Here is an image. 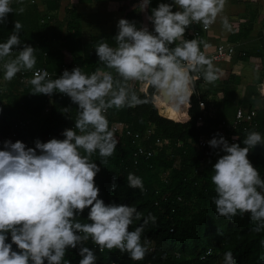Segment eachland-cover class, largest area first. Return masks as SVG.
Returning a JSON list of instances; mask_svg holds the SVG:
<instances>
[{
  "label": "clouds",
  "instance_id": "clouds-1",
  "mask_svg": "<svg viewBox=\"0 0 264 264\" xmlns=\"http://www.w3.org/2000/svg\"><path fill=\"white\" fill-rule=\"evenodd\" d=\"M151 2L139 0L134 6L147 23L138 26L134 20L120 18L112 37L115 46L106 41L97 44L95 53L104 71L88 74L77 66L53 79L46 69H36V48L21 40L24 26L18 20L12 34L0 42L5 82L32 71L30 94L59 93L77 109L74 127L62 131L63 139L37 138L34 147L19 139L0 141V264H72L66 259L70 249H78V264H97L95 251L85 246L89 240L101 251L116 249L133 261H143L151 251L142 235L157 217L144 216L129 204L105 203L100 197L95 178L119 143L107 114L152 103L147 92L137 93L133 82L147 83L177 110L190 105L192 74L199 73L215 85L222 73L201 51V45L207 49L209 44L186 39L187 31L193 25L207 30L219 20L226 33L232 32L224 15L228 0H159L156 7ZM12 4L13 0H0V25L7 24L10 13L24 12V7L14 9ZM258 71L254 70L257 79ZM61 112L71 119L70 106ZM207 143L218 156L211 175L217 216L234 221L247 215L253 222L251 231L264 232V177L249 159L250 151L264 147V134L248 131L241 144L230 143L217 132ZM94 155L99 156L100 165L92 159ZM126 179L128 188L146 192L142 177L130 172ZM118 187L114 176L111 190ZM85 210L89 223L77 219ZM141 220L130 230L134 221ZM259 243L264 247V239ZM207 254L211 255L210 249ZM161 259H167V253ZM223 264H236L231 250L224 253Z\"/></svg>",
  "mask_w": 264,
  "mask_h": 264
},
{
  "label": "trees",
  "instance_id": "trees-1",
  "mask_svg": "<svg viewBox=\"0 0 264 264\" xmlns=\"http://www.w3.org/2000/svg\"><path fill=\"white\" fill-rule=\"evenodd\" d=\"M234 1L244 4L245 9H249L250 3H253V8L247 11V21L239 24L238 31L230 34L228 41L235 44L245 41V47L252 46L248 41L254 32H259V39L253 47L236 48V54L230 58L233 62L241 60L247 63L240 73L227 74L221 79L222 111L214 112L215 106L210 98L213 90L202 87L204 80L201 75L196 77L195 73L192 74L194 94L186 110L187 119L178 116L176 107L155 105V91L148 85L147 93L152 97V103L121 111L112 109L107 114L110 128L117 122L123 124L122 130L115 131L119 140L115 154L108 158L104 166L100 165L98 155L92 157L101 167L95 181L105 203L129 204L144 216L152 213L157 217L155 225L149 223L145 226L142 235V240L148 239L153 243V251L145 259L154 264H223L224 253L229 250L236 257V264H264V247L259 243L264 239V232H252L253 222L247 215L237 216L234 221L217 216L212 203L215 191L211 182L216 150L199 145V141L212 134L222 120L228 119L231 104H234V109L240 105L238 102L242 98L243 87H251L254 78L257 83L260 82L254 70L260 65L258 59L264 55V31H257L260 22L264 21V16H261L263 11L250 0ZM158 2L152 0L151 7H156ZM12 6L14 9L22 6L25 10L18 15L10 13L7 24L0 25V42L6 41L12 34L14 21L18 20L24 26L20 33L21 40L36 48V67L45 66L55 73L53 79L60 75L63 67L71 70L79 66L88 74L97 69L105 70L98 62L95 48L101 41L115 46L112 38L115 34L91 35L87 39L77 35L80 17L76 8L70 5V0H22V4L13 0ZM124 11V18L136 21L138 26L143 22L133 8L127 7ZM197 28L198 25H193L192 29ZM186 39L191 38L186 36ZM21 78L17 74L13 81L5 82L0 69V108L3 109L0 112V141L11 139L15 142L19 139L34 147L35 139L46 142L47 134L63 139L62 131L74 127L76 105L71 103L69 97L59 93L52 96L32 95V86L28 83L31 78ZM134 88L139 95H144L136 83ZM200 101L204 104L203 108L199 106ZM254 105L247 99L241 106L250 108ZM69 106L71 112L68 115L72 120L61 112L62 108ZM199 116L203 119L202 123L198 122ZM254 122L256 124L252 123L246 130L232 129V133L238 137L237 143L242 144L248 131L264 134L262 109H256ZM151 125L154 127L153 134L139 142L153 150L154 154L148 158L140 157L137 164H133L132 152L136 145L133 135ZM158 137L166 139L167 144L155 146L154 140ZM249 159L264 177V147L257 146L250 151ZM205 161L206 165L200 169ZM161 171L166 172L165 176H161ZM130 172L143 178L145 193L127 187L126 177ZM114 176L119 185L115 192L111 190ZM86 217L87 210L77 219L81 223H89ZM140 223L142 220L134 221L130 230ZM92 243L89 240L85 246L92 248ZM209 249L211 255L206 253ZM164 253H167V259H161ZM67 254L75 263L81 258L78 249H70ZM128 258L127 253L105 249L98 254L97 263L117 259L125 264Z\"/></svg>",
  "mask_w": 264,
  "mask_h": 264
},
{
  "label": "crops",
  "instance_id": "crops-1",
  "mask_svg": "<svg viewBox=\"0 0 264 264\" xmlns=\"http://www.w3.org/2000/svg\"><path fill=\"white\" fill-rule=\"evenodd\" d=\"M251 2H256L255 4L259 3L258 0H250ZM165 2H169V0H165ZM139 3V0H70V5L76 8L77 13L80 17V28L76 32L77 35L82 36L83 38H88L91 35H103V36H111L113 33L117 32V22L120 18H124V10L125 8H133L134 6ZM127 4V5H126ZM260 4V3H259ZM258 4V5H259ZM125 6V7H124ZM260 6V5H259ZM245 8L244 4L238 3L234 0H228V4L225 9L224 15H226L230 21V24L232 26V32H225L219 20L216 24L212 25L209 29H207L205 32H203L201 39L205 40L209 47L207 49L203 48V45H201V49L205 52L206 55L210 57V53L213 51L216 44L221 42H229L228 36L236 31V24L241 22L247 21L246 16H243L245 14L244 9L243 12L242 8ZM261 11H264V5L260 6ZM140 9L136 8L135 13L140 15L142 17V21L144 23H147L145 19V15L142 12H139ZM262 16V15H261ZM149 27L151 28V25L149 24ZM198 28H200V25H198ZM256 33L254 32L251 35V39L249 42L254 43L257 41H252L255 39ZM257 37V36H256ZM200 39V40H201ZM264 39V38H263ZM264 41V40H263ZM244 42H238L236 44V48L243 47V48H250L252 46H244ZM223 64L219 65L221 63L214 62L215 66L221 70V78L217 80L215 85L209 84L204 81V84L202 87H209L213 90V93L210 95V98H212V104L215 106L214 112L219 113L222 111V85H221V79L224 77L222 76L223 73L227 71L230 72V74H238L242 71L243 67L246 65V61H232V59H226L222 61ZM254 80H256L254 78ZM256 82V81H255ZM253 82V83H255ZM260 84V87L264 85V79L262 81L258 82ZM221 91V92H218ZM243 90L245 92V87L241 90V93H243ZM218 92V93H216ZM243 96V94H241ZM254 98V95H251V99ZM233 110V109H232ZM187 113V112H186ZM179 116V112H178Z\"/></svg>",
  "mask_w": 264,
  "mask_h": 264
},
{
  "label": "built area",
  "instance_id": "built-area-1",
  "mask_svg": "<svg viewBox=\"0 0 264 264\" xmlns=\"http://www.w3.org/2000/svg\"><path fill=\"white\" fill-rule=\"evenodd\" d=\"M32 2H33V0H32ZM205 31L206 30H204L200 26V28L189 30L186 33V36L191 38V39L195 38L197 40H200L203 32H205ZM201 51H203V50L201 49ZM235 54H236V44L235 43H233V42H221V43H218L215 45L213 51L210 53V58H212L214 62H222L226 59H230ZM242 54H244V53L242 52ZM36 69H46L51 77H53L55 74L53 72H50L45 66L36 67ZM65 69H66V67L61 68L59 71V74L61 75ZM101 71H104V70H101ZM33 74L34 73L32 71L20 73V75L22 76L21 80H24L25 77H27V76L32 78ZM195 76L199 77L200 74L195 73ZM137 87L140 91L145 93V92H147L148 84L143 83V82L137 83ZM261 89H264V86L260 87V92L263 95L264 92H262ZM154 96H156V95H154ZM154 104L156 105L155 102H154ZM201 105L204 106L202 101L199 102L200 107H201ZM185 106H186V110H187L188 104H185ZM256 109H257L256 105H254L253 107H250V108H243L241 105L237 106L233 110V114L231 115V117L228 119L222 120L214 128V131L212 134H210L207 138L201 139L199 141V145L201 147L209 146L207 141L210 140L217 132H219L225 138H227L230 143L236 142L237 140L234 141L233 137H237V135L232 133V129L241 128L243 130H246L247 127H249L252 123L255 125L256 123L254 122V117L256 115ZM187 118H188V115H187L186 119ZM202 120H203L202 117L199 116L198 122L202 123ZM112 129H114V131H120L123 129V124L121 122H117V123L112 125ZM153 132H154V127L151 125V126H147L143 130V132L134 133L133 136H134V140L136 141V145H135V148L132 152L133 164H137L138 159L140 157L148 158L154 154L153 150L147 149L142 143L139 142L140 140H143V139H146L147 137H149L151 134H153ZM52 137H53V134H47V136H46V138L48 140ZM162 144H167V140L164 138H160V137H158L154 140L155 146L160 147ZM214 157L217 160L218 156L216 153H215ZM142 242L147 244V246L151 249L150 252L153 251L154 246L150 240L146 239V240H142ZM92 248L95 251V254L97 257V262H98V254H102L104 252V250L101 251L93 243H92ZM207 252H208V250H207ZM66 259L71 260V258H69V256H68V254L66 255ZM71 262H72V264H78L79 261L75 263L71 260ZM97 264H122V263H121V261H119L117 259H111V260L102 261L101 263H97ZM125 264H154V263L148 259H144L143 261H133L130 258H128L127 262Z\"/></svg>",
  "mask_w": 264,
  "mask_h": 264
},
{
  "label": "rangeland",
  "instance_id": "rangeland-1",
  "mask_svg": "<svg viewBox=\"0 0 264 264\" xmlns=\"http://www.w3.org/2000/svg\"><path fill=\"white\" fill-rule=\"evenodd\" d=\"M259 1V3H257V4H259L260 6H263L264 5V0H258ZM251 2V1H250ZM256 3V2H255ZM251 5H250V8L249 9H245L244 7L242 8V11L241 12H243V9H244V12H245V14H243V16H246V18L248 17V10H251L252 8H253V3H250ZM264 16V11H263V14H262V17ZM261 17V18H262ZM264 22V21H263ZM263 22H260V25H258V29H257V31L259 30H263L264 31V25H263ZM239 24H241V22L239 23ZM239 24H238V22H237V24L235 25L236 26V29H238V27H239ZM113 34H116V33H113ZM259 34V32H257V34L255 35V39L254 40H252V41H255V40H257V39H259V37L257 36ZM257 36V37H256ZM257 42V41H256ZM251 45H252V47L253 46H255L253 43H251ZM263 47V46H262ZM263 51V50H262ZM259 61H260V65H258V66H256V69L257 70H259L258 71V75H259V80L260 81H262V79H264V55H263V57L262 58H259L258 59ZM219 63H221V64H219V65H222L223 64V62H219ZM227 74H230V72L229 71H227L226 73H225V75H227ZM224 75V73H223V75L222 76H225ZM253 82H255V80L253 81ZM134 84H135V82H134ZM137 84V83H136ZM264 86V85H263ZM245 87V92H244V90H243V93H241V94H243V96H242V98L239 100V102H238V104H240V105H244L246 102H247V99H250L252 102H253V104H255L256 106H257V108H259V109H262L263 111H264V94L262 95L261 94V92H260V84L259 83H254L251 87H249V86H244ZM218 92H221V91H219L218 90ZM218 92H216V93H218ZM154 95H159V93H157V92H154ZM153 95V96H154ZM251 95H254V99H251ZM232 96V95H231ZM160 105H167L168 106V102L167 101H161L160 103H159ZM233 105L234 104H231V106L232 107H230V109H229V115H228V118H230L231 117V114H232V112H233V110L232 109H234L233 108ZM158 109V108H157ZM185 111H186V106H185ZM186 119V118H185ZM183 120V119H182ZM181 121V120H180ZM206 165V161L205 162H203L201 165H200V169H202L204 166ZM156 170H159V169H156ZM161 173V176H165V174H166V172L164 173V172H160Z\"/></svg>",
  "mask_w": 264,
  "mask_h": 264
},
{
  "label": "bare ground",
  "instance_id": "bare-ground-1",
  "mask_svg": "<svg viewBox=\"0 0 264 264\" xmlns=\"http://www.w3.org/2000/svg\"><path fill=\"white\" fill-rule=\"evenodd\" d=\"M161 101H166V100H165L160 94H159V95H156L155 103H156L157 105H159V103H160ZM168 106H170V107H174V106L171 105V104H168ZM179 117H180V118H186V117H187V113H186V111H185V105L183 106L182 109L179 110Z\"/></svg>",
  "mask_w": 264,
  "mask_h": 264
},
{
  "label": "water",
  "instance_id": "water-1",
  "mask_svg": "<svg viewBox=\"0 0 264 264\" xmlns=\"http://www.w3.org/2000/svg\"><path fill=\"white\" fill-rule=\"evenodd\" d=\"M155 98H156V96H153V101L155 102Z\"/></svg>",
  "mask_w": 264,
  "mask_h": 264
}]
</instances>
